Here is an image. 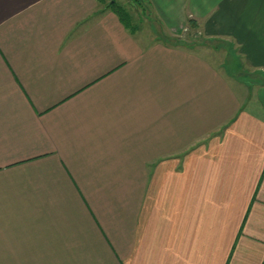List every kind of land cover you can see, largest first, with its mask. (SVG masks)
I'll list each match as a JSON object with an SVG mask.
<instances>
[{"label": "crops", "instance_id": "obj_1", "mask_svg": "<svg viewBox=\"0 0 264 264\" xmlns=\"http://www.w3.org/2000/svg\"><path fill=\"white\" fill-rule=\"evenodd\" d=\"M144 1L0 0V264H264V0Z\"/></svg>", "mask_w": 264, "mask_h": 264}, {"label": "rangeland", "instance_id": "obj_2", "mask_svg": "<svg viewBox=\"0 0 264 264\" xmlns=\"http://www.w3.org/2000/svg\"><path fill=\"white\" fill-rule=\"evenodd\" d=\"M106 1L108 2L110 0H106ZM115 1L117 4H120L126 9V11L130 15L132 24L135 25L142 34H150V33L158 34L159 30L155 25L154 17L151 15L149 5L147 4L146 1L140 0L138 2L140 3V6H138L139 4L137 5V3L134 4L132 0H115ZM199 33L200 32L197 29V27L186 28V30L183 31V34L181 35L177 43L179 44L189 43L190 45H194L197 48V51H199V49H202L201 47H205V48L207 47L212 51H216L217 53H219L218 59L220 60V58L222 57L221 61L223 64L228 66L229 71L232 72H234V70L236 71L237 66H235L234 70L230 68L232 67L233 64H235V61L231 57L232 56L231 53L230 54L228 53L230 52L229 46L225 43L205 40ZM236 72H238V74L234 76L236 79L241 78V80L245 81L248 84H251L250 92L252 95L254 91H257L258 88L263 89L264 77L262 75H258L255 73L248 74L250 71L248 70L242 71V69L241 70L239 69ZM245 72H247V76L244 74ZM252 89H254V91ZM259 95L261 96V100H262L260 104L264 105V91H261ZM260 115L264 116L263 110L260 112Z\"/></svg>", "mask_w": 264, "mask_h": 264}, {"label": "trees", "instance_id": "obj_3", "mask_svg": "<svg viewBox=\"0 0 264 264\" xmlns=\"http://www.w3.org/2000/svg\"><path fill=\"white\" fill-rule=\"evenodd\" d=\"M102 6L103 9L111 11L113 14L117 16L121 24L131 32H135L137 30V27L132 24L131 18L129 13L126 11V9L121 6L120 4H117L115 0H97ZM140 0H132V2L135 4L137 3L138 6H140V3H138ZM190 27H194L193 21L189 22Z\"/></svg>", "mask_w": 264, "mask_h": 264}]
</instances>
